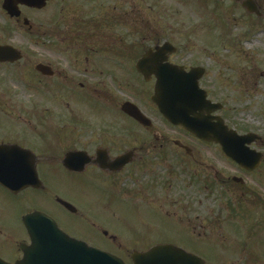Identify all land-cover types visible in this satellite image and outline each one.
<instances>
[{
    "label": "flooded vegetation",
    "instance_id": "flooded-vegetation-1",
    "mask_svg": "<svg viewBox=\"0 0 264 264\" xmlns=\"http://www.w3.org/2000/svg\"><path fill=\"white\" fill-rule=\"evenodd\" d=\"M228 1L229 18L234 23L231 31L224 29L225 33L218 27L219 38L232 35L235 43L240 44L244 41L243 35L246 37L250 31H245L243 26L257 25L264 17V0ZM3 2L0 0V46H12L19 54L16 60L11 61L10 57L0 60V168L9 185L4 187L0 184V261L15 264L24 258L23 246L31 243L23 217L42 212L55 220L59 229L69 237L108 251L125 264H133L130 260L132 252L171 245L196 254L204 264H226L229 260L227 255L231 252L239 256L238 264H248L257 246L255 233L251 230L260 223V219L264 225V141H255L250 146L262 153L259 166L250 171L227 158L212 142L206 143L188 134L193 142L185 143L157 128L153 117L156 114L160 117V114L150 101L155 77L145 81L135 68L137 60L149 47L143 48L136 42L137 33H134L129 43L118 48L114 43H119L121 34L114 36L109 30L123 27L124 19L114 8L109 10L102 4L77 6L73 15L64 19L56 6L51 25L56 38L64 37V41L56 45L63 49L72 48V53L86 55V64L92 60L94 63L96 59L95 72L91 74L98 71L107 79H110L111 74L108 73L112 71L107 66L108 56H111L115 67L112 61L110 65L121 74L119 79L116 77L117 88L131 90L139 99L131 98L127 93L118 101L106 82L100 83L101 80V88L93 87L86 91L88 99L85 100L101 108L97 118L102 116L104 119L106 133L102 132L101 121L88 123L75 114L76 111L69 110V105L65 106L69 112L63 113L61 130L51 127L47 123L48 113L43 109L38 111L42 113H37L27 91L31 90L34 71L37 85L63 77V72L51 62L32 61L27 46L31 47L20 46L11 38L12 23L14 27L17 23L22 24L27 35L34 34V26L24 23L26 16L23 13L25 10L40 12L44 8L29 9L20 5V17H11L4 10ZM247 2L253 10L245 8ZM129 27L136 29L134 23ZM45 33L43 31L42 36ZM163 42L157 40L152 47ZM219 45L206 44L205 47L215 49ZM182 56L178 49L167 56V61L186 70L202 67L204 74L199 84L206 87L207 95L212 98V92L205 84L212 70L208 65L186 62L187 58ZM127 58L134 61V72L142 81L143 89L129 86L124 77L126 69L121 61ZM36 64L46 65L54 74L42 75L35 70ZM249 68L254 75V67ZM13 82H20V92L12 89L15 87ZM57 84L59 88L55 90V86L47 84L42 93L46 92L49 97L56 95L62 90L63 83ZM83 88L79 83L77 93L80 100ZM98 89H101L98 98L102 97L108 109L98 103ZM127 101L135 104L152 124L143 126L123 113L120 108ZM220 102L224 105L222 100ZM115 108L142 132L128 130L123 135L119 134L115 120L109 118ZM223 110H226V105ZM90 116L92 118L93 115ZM248 132L242 130L240 134ZM124 154H130L127 164L116 169L113 160ZM68 156L70 159L65 165ZM28 178H33L34 183L26 186L23 182ZM225 225L233 229L232 235L223 234ZM226 243H232L234 249L222 255V260L226 259L223 262L217 254Z\"/></svg>",
    "mask_w": 264,
    "mask_h": 264
},
{
    "label": "rangeland",
    "instance_id": "rangeland-1",
    "mask_svg": "<svg viewBox=\"0 0 264 264\" xmlns=\"http://www.w3.org/2000/svg\"><path fill=\"white\" fill-rule=\"evenodd\" d=\"M85 2L87 0H51V2L47 3V7L40 12L25 10L23 14L34 26V34L27 35L22 24L20 26L17 23L16 27H14L13 23L11 25V38L20 46L29 45L31 47L27 46L28 50L31 51L32 61L51 62L54 67L63 72V77H57L56 80H45L41 83L42 85H37L35 83V79H37L35 76L37 75L34 71L32 85L30 86L31 90L28 89L27 91L31 94L30 102L35 103L37 113H42L38 112L40 109L46 110L45 113H48V125L61 130L63 113L68 110L65 106L69 105V110L76 111L75 114L80 115V118L86 122L90 123L91 120L94 122L101 121L102 132L106 133L104 119H102V116L99 118L100 120L97 118L101 108L85 100L88 99L85 96L86 91L93 87L101 88L99 87V81L101 80L103 81L100 83L106 82L105 85H108L113 91L118 101L126 97L127 93L131 95V98L139 99L133 91L129 90V93L123 88H117L116 79H119L121 74L113 70L110 65L112 61L114 66L111 56H108L110 61L108 60L107 66L111 67L112 71H109L108 74H111V76L110 79H107L104 75L99 74L98 71L95 75L91 74L95 69L94 63L97 61L96 59L94 63L92 60L86 64V55L78 52L72 53L74 49H63L56 45V43L64 41V37L56 38L51 25L52 14L57 9L56 6H58L59 13L64 19L73 15V10L77 6L83 8L102 4L108 7L109 10L114 8V11L124 19L122 21L123 27L118 26L109 30L110 34L114 36L121 34L119 43H114L118 48L125 43H129L134 33H137L135 35L136 42L142 44L143 48L150 47L157 40L162 41L164 39H168L179 48L181 46L182 57L187 58L186 62L208 65L212 70L205 84L212 92L213 100H222L224 105H226V110L220 114L225 119V122L229 126L236 127L239 132H242V130L255 132L262 136L264 140V17L257 25L243 26L245 31L248 29L250 31L246 37L243 35V42L236 44L232 35H228L225 39L219 38L220 30L218 27L223 28L222 33H225L224 29L230 30L234 23L232 18H229L230 3L228 0L221 3L213 2V0H92L90 3L87 2V4ZM61 10L62 12H60ZM133 23L136 29L131 30L129 25ZM43 31H46V33L42 36ZM257 35L259 36L258 39H256ZM240 36L239 38L242 39ZM216 43L220 44V47L217 46V48L209 50L205 47L206 44ZM223 45L228 48L222 49ZM185 48L186 51L184 50ZM121 62L123 68L126 69L124 77L129 81V86L143 89L142 81L138 79L134 72V61L127 58ZM249 66L254 67V75L249 71ZM86 68L87 70H85ZM64 81L69 82L72 87L64 84ZM60 82L63 83L61 87L63 91L59 90L55 93L56 95L51 97L46 92L42 93L47 89V84L49 87L55 86L53 87V90H55L58 87L57 83ZM79 83L84 86L82 90L84 91V96L82 95L81 100L78 98L79 95L77 93L79 91ZM14 84L15 87L12 89L20 92L22 88L20 82ZM202 87L206 89L205 86ZM100 90L98 89L96 95L98 103L101 102L105 109H108L102 97L98 98V94L101 93ZM62 92V96L58 97ZM115 109L116 111H112V115H109V118L112 117L115 120L119 134L123 135L128 130L142 132L131 121L125 119L118 108ZM90 114L93 115L92 118ZM158 117L156 114L153 119L156 120V126L159 129L169 133L173 138L181 139L185 143L193 142L192 139L181 134L179 130H175L176 128L165 124ZM170 135L168 136L171 137ZM261 222L262 219L251 230L252 233H255L254 237L257 240V246L252 251L254 256L249 257L250 262L248 264H264V225ZM260 225L262 226L261 229H259ZM223 229V234L232 235L233 229L231 230L230 226L225 225ZM225 245L221 253L217 254L218 258L223 262L229 259L226 264L228 262H231V264L239 262V256H234V253L231 252L234 249V245L232 243H226ZM228 252H231V255H227L228 258L222 260V255ZM244 264H247V262Z\"/></svg>",
    "mask_w": 264,
    "mask_h": 264
},
{
    "label": "water",
    "instance_id": "water-1",
    "mask_svg": "<svg viewBox=\"0 0 264 264\" xmlns=\"http://www.w3.org/2000/svg\"><path fill=\"white\" fill-rule=\"evenodd\" d=\"M46 0H5L4 8L9 15H19L17 3L29 7L42 8ZM169 43L157 47L155 51H148L137 63L138 70L146 77L155 75V90L152 96L160 112L174 125H181L195 137L207 142L213 141L223 148L224 152L234 158L241 165L252 162L253 152L245 147L253 141L251 135L238 136L234 130L228 129L223 120L212 116L221 105L212 104L207 95L200 89L198 80L202 76L199 68L184 72L182 67L163 63L167 53L173 52ZM13 50L0 47V58L10 56ZM36 69L43 74H50V70L41 65ZM135 108V107H133ZM123 109L135 119L141 120L136 110ZM124 158L115 161L123 165ZM0 171V182H5ZM30 183V181H28ZM27 232L31 237V247L24 250L25 257L19 264H124L108 252L93 249L81 241L71 240L59 231L55 222L43 214L29 215L24 219ZM175 256V261L172 257ZM134 264H202L201 259L187 254L183 249L153 248L144 253H132Z\"/></svg>",
    "mask_w": 264,
    "mask_h": 264
}]
</instances>
